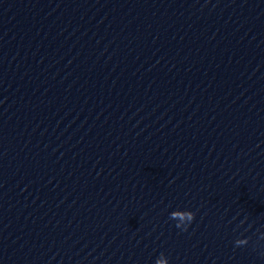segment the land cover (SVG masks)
<instances>
[{"label": "clouds", "instance_id": "clouds-1", "mask_svg": "<svg viewBox=\"0 0 264 264\" xmlns=\"http://www.w3.org/2000/svg\"><path fill=\"white\" fill-rule=\"evenodd\" d=\"M169 219L176 221V227L178 229H181L182 231H187L188 226L191 224V222L195 219V213L191 210H185V211H172L169 214ZM184 221H187V223H182ZM246 239H241L236 241V245L239 246L241 244H246ZM155 264H169L168 258L164 255V253H161L159 257L156 259Z\"/></svg>", "mask_w": 264, "mask_h": 264}]
</instances>
